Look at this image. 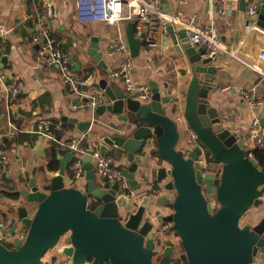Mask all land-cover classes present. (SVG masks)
I'll list each match as a JSON object with an SVG mask.
<instances>
[{
	"label": "water",
	"instance_id": "1",
	"mask_svg": "<svg viewBox=\"0 0 264 264\" xmlns=\"http://www.w3.org/2000/svg\"><path fill=\"white\" fill-rule=\"evenodd\" d=\"M241 4H245L244 0ZM257 15V24L264 28V0L257 7ZM168 17L166 32L174 48L187 55L195 74L201 73L208 80L205 92L198 96L196 87L188 94L186 115L191 128L212 157L223 163L217 169L215 180L219 209L216 210L213 201H207L205 196L207 188L200 159L202 147L196 146L187 152L174 148L178 131L176 124L167 117L163 104L169 98L162 97L158 83H149L151 96L142 100L139 90L130 94L124 87L102 78L99 85L110 102L99 105L97 113L109 112L117 120L129 124L120 133L104 136L100 145L102 153L108 150L109 144L124 150L128 163L123 167V174L130 187L138 189L141 182L137 175L146 179L149 166L143 161L147 156L141 153L156 138L158 152L168 163L157 167L156 177L159 182L167 181L164 188L173 192L174 198L169 200L170 195L162 193L154 201L150 195H144L138 207L126 214L134 207V200L119 193V181L101 183L96 180V162L92 160L91 150L82 160L86 170V192L66 185L65 175L69 161L74 160V152L68 151L64 157L59 154L60 168L48 184L41 188L35 179H31L30 189L20 191L24 200L39 204L36 213L31 216L27 205L12 204L17 211L12 222L16 223L18 218L29 232L26 241L22 243L16 239L13 248L0 242V264H38L56 245L57 254L66 255L72 259V264H89V261L93 264H155L152 259L155 231L151 214L158 223H171L170 229L180 236L187 250L189 264H259L258 256L264 252V217L253 226L242 227L240 221L251 206L260 203L259 197L264 193V164L259 166L248 156L249 150L243 148L238 131L229 124L234 117L226 118L208 99L210 81L216 79L217 70L222 68L212 64L218 54H208L206 44L200 47L192 44L187 28L179 27L176 17ZM249 24L250 19H247L246 25ZM142 36L144 33L136 35L135 23L129 22L126 43L132 58L139 56L145 44ZM88 53L107 73L111 72L98 37L92 38ZM6 59L0 49L1 67ZM69 61L72 63L73 58ZM80 86L85 91L89 89L88 85ZM140 86L136 83V88ZM70 87L71 83H67V88ZM84 100L89 101V97L84 96ZM62 120L78 122V118L67 115L62 116ZM261 123L264 126V118ZM79 124L82 130H88L92 121ZM90 196L103 203L89 208L87 199ZM155 203L159 206L167 204L171 212L165 214L158 207L149 212V207H155ZM123 215L126 217L124 221ZM62 238L63 243L59 245ZM167 246L158 264H177L171 261L172 241L169 240Z\"/></svg>",
	"mask_w": 264,
	"mask_h": 264
},
{
	"label": "crops",
	"instance_id": "2",
	"mask_svg": "<svg viewBox=\"0 0 264 264\" xmlns=\"http://www.w3.org/2000/svg\"><path fill=\"white\" fill-rule=\"evenodd\" d=\"M74 1L0 0V49L3 56L7 57L4 67H1L0 61V70L10 81L20 84L19 95L14 99L8 96L5 86L0 82V146L7 157L8 166L6 178L0 182V223L5 233L0 242L9 248L15 246V240L20 238L21 233L25 234L24 239H20L24 243L29 232L18 218L16 223L12 222L17 217L16 207L14 208L12 204L27 205L31 216L36 213L39 206L36 202L30 203L24 200L20 191L24 188L30 189L31 179H35L43 188L58 173L48 168V150L51 141L30 131L37 126L40 119L62 120L64 115L78 118L77 123L64 121L69 124L63 127V138L81 139L82 146L101 145L104 136L120 133L129 127V124L117 120L116 116L109 112L100 115L96 111L93 119V110L74 108L78 97L67 88V82L64 81L59 68H45L38 59L40 40L36 39V35L41 29L39 18L45 14L46 5L50 4L52 14L45 19V26L49 28L54 39L57 38L60 43L67 44L69 59L73 58L71 64L76 73V82L79 86L81 84L89 86L88 91L81 89L85 93L104 91L99 85L102 78H108L111 83L124 87L120 80L110 79L107 70L92 59L88 50L92 38L98 37L99 47L109 68L118 67L125 53L117 52L110 56L108 47L111 42L120 38L126 40L127 26L129 22L134 21L124 19L115 25L100 21L81 23L75 16ZM244 2L245 4H241V0H161L163 14L180 16V21L176 22L179 27H186L184 23L191 20L201 26L211 22L217 26L228 51L220 50L217 53L218 59L212 62L214 65H221L222 68L217 70L216 79L210 81L212 85L208 90V99L211 105L217 106L226 118L234 117L235 120L229 124L233 130L238 131L239 136L249 133L254 117L264 118V75L258 70L261 63L259 54L264 48V28L259 25L255 28L250 24L246 25L247 19H250V23H257V13L251 15L249 8L258 7L261 0H244ZM166 10L168 13H164ZM155 20L158 45L149 47L145 43L139 56L133 58V79L140 84H149L151 81L158 83L162 97L169 98V101L163 104L167 110V117L176 124L178 131L174 148L177 151L187 152L200 146L203 149L200 159L208 162V149L191 128L186 115L188 94L196 87H198V96L205 92V82L208 80L201 73L195 74L193 64L187 55L174 48L164 27L168 19L155 15ZM2 29H6V32L3 33ZM85 74L87 76L83 78ZM244 90L261 95L263 102L257 106L249 104L242 96ZM87 121H92L90 129L82 130L79 123ZM12 124L23 131L15 135L11 141L10 139L6 141V138L13 137L10 133ZM24 134L27 135L26 139L23 138ZM151 141L145 147L146 151L141 153L147 156L143 157V161L149 163L148 176L143 180L137 175V179L141 182L139 190L143 192V196L150 195L156 201L164 191L167 181L159 182L155 171L157 167L168 163L158 152L156 138ZM239 141L243 148L250 147V142L247 145L240 139ZM107 151L115 156L122 168L127 165L124 150L109 144ZM60 155L64 157L66 154ZM210 156L211 163H206L207 166L204 167L207 170L205 177L207 201L214 200L217 191L215 185L217 169L223 165L211 154ZM65 181L69 187L77 185L82 187L85 184L83 181L76 185L68 170ZM154 186L156 189H153ZM15 191L19 193L17 198L8 193ZM259 199L260 203L251 206L246 212H250L248 215L250 218L245 223H240V226H253L264 217V193ZM216 203L218 204L217 201ZM137 204L134 202V206ZM219 207L220 205H217L215 209L218 210ZM61 243L63 238L58 244ZM57 247L58 245L52 250L49 249L38 264H72V259L64 254H57ZM258 259L264 264L263 255H259ZM89 264H93L92 261H89Z\"/></svg>",
	"mask_w": 264,
	"mask_h": 264
},
{
	"label": "built area",
	"instance_id": "3",
	"mask_svg": "<svg viewBox=\"0 0 264 264\" xmlns=\"http://www.w3.org/2000/svg\"><path fill=\"white\" fill-rule=\"evenodd\" d=\"M36 1V0H35ZM220 11H224L220 9ZM74 12L77 21L81 23L90 22H104L110 25L118 24L121 20L127 19L134 21L136 35L142 36V40L149 47H155L158 45V39L155 35L156 20L155 15L169 19L168 15L163 14L161 10V0H75ZM249 13L255 15L257 13V7L251 6ZM51 5L47 4L45 8V14L39 18L41 26L40 31L36 35V39L40 40L39 50L37 52L40 63L45 68L58 67L64 81L71 83L70 89L78 97V102L75 103L74 108L85 109L89 108L93 110V119H95V112L99 105L108 103V96L104 91L96 93H85L74 79L75 72L73 65L69 61L68 54L62 49L60 42L56 41L47 26H45V19L51 16ZM166 16V17H165ZM179 15L176 19L179 20ZM171 19V17H170ZM188 30V36L192 44H206L208 53L210 55L217 54L220 50L228 51V48L222 42L219 30L214 22L208 25L201 26L195 23L194 20L184 23ZM252 27H257L255 22L250 23ZM166 27V25H164ZM5 33L6 29H2ZM125 53L124 59L118 67L111 69L109 73L110 79L120 80L124 88L130 94H134L136 90H139V98L147 100L151 96V87L149 84H141L139 88H136V81L133 79L134 62L130 55L129 48L126 40L120 38L118 41L111 42L108 47V54L114 55L115 53ZM260 66L258 70L264 75V48L260 51ZM0 82L5 86V89L10 98H17L20 92V84L14 81H10L8 76L0 70ZM254 90V89H252ZM84 96L89 97V101H85ZM243 98L251 105L257 106L263 102L261 95L254 93L250 90L242 91ZM23 129L12 124L10 131L11 135H17L22 132ZM32 133L41 137H46L49 140L55 141L64 151L74 152V182L80 184L85 182L82 187H78L80 190L86 192V170L83 166V158L89 154V150L92 151V160L96 162L95 173L96 180L101 183L106 181L120 182V192L125 194L127 198H132L134 202L139 203L143 198V192L138 189L130 187L128 180L123 174V168L118 164L113 154L106 151L102 153L100 145L82 146L81 139L79 140H66L65 138L57 137L53 131L51 121L49 119H40L37 126L30 130ZM239 139L249 144L248 156L259 166L262 165L261 161L257 158L255 151L264 149V126L261 123L259 117H254L250 124V131L246 135H238ZM203 166L206 167L207 161H202ZM203 167L202 177L205 178L207 170ZM7 157L0 146V182L3 181L5 174H7ZM95 197H88L87 206L91 209L95 208ZM3 226L0 223V241L4 238ZM19 239H24L25 234L21 233ZM260 255H263L262 252ZM261 264V260H257Z\"/></svg>",
	"mask_w": 264,
	"mask_h": 264
},
{
	"label": "flooded vegetation",
	"instance_id": "4",
	"mask_svg": "<svg viewBox=\"0 0 264 264\" xmlns=\"http://www.w3.org/2000/svg\"><path fill=\"white\" fill-rule=\"evenodd\" d=\"M208 162L211 163V160H208ZM153 189H156L155 186H154ZM119 193L121 194V192H119ZM162 193H167L168 195H170V199L169 200L173 199L172 194H171L172 192H170L169 190H166L164 188V191ZM205 194H207V190H205ZM215 198H216V193H215L214 200H213L214 208H215V206L220 205L219 203L218 204L216 203L217 200ZM128 199H130V198H128ZM102 203H103V201L101 199L96 198L95 206L100 205ZM138 205H139V203L136 206H134L133 208H131L132 210H130V211L128 210L126 212V214H129L131 211L135 210L138 207ZM166 206H167V204L162 205L161 207H163V209H164V208H166ZM170 212H171V209H169V211L165 212V214H168ZM125 219H126V217L123 215L122 221H124ZM165 226H166V229H167V230H165L166 234L167 235L172 234V235H174V237L176 236L178 239L177 240H173L171 238H168L164 242L161 243L159 240L156 239L157 236L155 235L154 236L155 246L153 248V254H152L153 262L155 264H158L159 263V261L161 260V258L164 256L163 255L164 254V251L168 247L167 246V242L170 240V241H172L171 261L173 263L177 262V264H185V260H187L188 261V264H189V258H188L187 250H186L185 246L182 243V239L180 238V236H178V235L175 234V231L174 230H171L170 229L171 223L166 222V225Z\"/></svg>",
	"mask_w": 264,
	"mask_h": 264
},
{
	"label": "trees",
	"instance_id": "5",
	"mask_svg": "<svg viewBox=\"0 0 264 264\" xmlns=\"http://www.w3.org/2000/svg\"><path fill=\"white\" fill-rule=\"evenodd\" d=\"M56 41L60 42L59 39L55 38ZM62 49L67 53V44H63V43H60ZM92 68L89 69V71H91ZM76 74V73H75ZM86 74L83 75L82 77L83 78H86ZM51 124H52V127H53V131L55 133V135L59 138L63 137V127H65V125L69 124L67 122H64L62 121L61 119L59 118H53L51 119ZM24 139L27 138V135L24 134L23 135ZM15 135L11 138H6L5 140L8 141L10 139V141L12 140V138H14ZM51 141V147L49 148L48 150V168L52 171H58L59 168H60V159L58 157L59 154H66L67 151H64L61 149V147L58 145V143H56L55 141ZM208 159L212 161V158L210 156V152L208 151ZM255 154L257 156V158L261 161L262 165L264 164V149H260V150H256L255 151ZM74 162L75 160H72L69 164V167H68V172L71 176L72 179H74V168H73V165H74ZM6 178V174L4 176V179ZM156 188V187H155ZM12 197L14 198H17L19 193L17 191L15 192H8ZM185 264H188V261L185 260Z\"/></svg>",
	"mask_w": 264,
	"mask_h": 264
},
{
	"label": "rangeland",
	"instance_id": "6",
	"mask_svg": "<svg viewBox=\"0 0 264 264\" xmlns=\"http://www.w3.org/2000/svg\"><path fill=\"white\" fill-rule=\"evenodd\" d=\"M172 194V197L174 198V196H175V194L172 192L171 193ZM159 208V209H161L162 207L161 206H159V205H156V203H155V207H149L150 209H149V212H151V211H153L155 208ZM162 211L165 213V212H167V211H169V209L166 207V208H164V209H162ZM126 213V212H125ZM250 213V212H249ZM249 213H246V215L245 216H243L244 218H242V220H241V222L240 223H245L249 218H248V215H249ZM151 216H153V222H154V231H155V235L157 236L156 237V239L157 240H159L161 243L162 242H164L166 239H168V238H171V239H173V240H177L178 238L175 236L174 237V235H172V234H169V235H167L166 234V232H165V230H167L166 229V222H164V223H158L157 222V219L155 218V216H154V214H151ZM17 224H18V222H17ZM176 234V233H175ZM181 241V240H180ZM182 244V243H181ZM180 244V245H181ZM160 246V245H159ZM52 249H54V248H51L50 250H52Z\"/></svg>",
	"mask_w": 264,
	"mask_h": 264
}]
</instances>
